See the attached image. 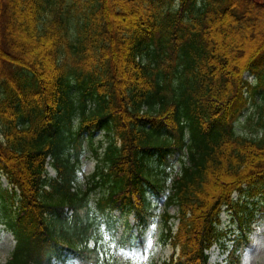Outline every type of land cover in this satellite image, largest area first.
Masks as SVG:
<instances>
[{
    "label": "trees",
    "instance_id": "1",
    "mask_svg": "<svg viewBox=\"0 0 264 264\" xmlns=\"http://www.w3.org/2000/svg\"><path fill=\"white\" fill-rule=\"evenodd\" d=\"M87 149L96 165L82 181ZM2 174L0 221L18 242L5 264L64 250L123 264L112 210L134 211L147 238L155 194L179 220L160 221L159 241L180 248L161 264H206L221 209L242 219L232 192H264V1L0 0Z\"/></svg>",
    "mask_w": 264,
    "mask_h": 264
},
{
    "label": "rangeland",
    "instance_id": "2",
    "mask_svg": "<svg viewBox=\"0 0 264 264\" xmlns=\"http://www.w3.org/2000/svg\"><path fill=\"white\" fill-rule=\"evenodd\" d=\"M244 113H247V110H245ZM100 138H102V133L98 132L96 134L95 139ZM85 154L82 163L83 174H87L92 171L95 164V158L89 155V150H86ZM2 185H6L5 180H3ZM237 195V193H234V197H237ZM245 199L247 203V212L244 214L245 217H243L248 225V240L250 241H248V243L245 244L243 248L240 247L243 253V264H264V192L262 191L260 194L257 195V197L246 196ZM158 203L159 204L157 210L161 211L163 206V199H159ZM169 211L170 213H175L174 207L170 206ZM229 217L230 215L227 212L224 211L221 213V226L223 228L226 227L229 221ZM129 220L130 223H133L132 215L129 216ZM122 222L123 219L117 222V230L115 233L116 238L119 237L121 231L123 230ZM155 228L156 227L154 226L152 233L156 232ZM236 232H238V230ZM230 236L235 237V232L232 233ZM153 241L154 238L152 235L148 246V249L151 250V252L148 253L145 257L136 252H134L133 254L129 253L127 255L128 257H130L129 259L131 264H146L147 261L151 258L155 260H161L169 256L171 252L170 246H162L157 243L153 244ZM14 242V238L9 232L4 231L2 234H0V261H3L5 259V255H7L9 251L13 248ZM232 242L233 238L229 241H226V243H228L229 245L228 249L223 246L214 244L208 250L210 255V264H226L225 257L229 252L230 245L233 244ZM124 251L122 250L121 252L124 254ZM66 264H73V262H67Z\"/></svg>",
    "mask_w": 264,
    "mask_h": 264
}]
</instances>
